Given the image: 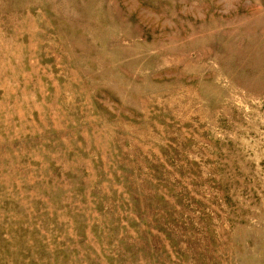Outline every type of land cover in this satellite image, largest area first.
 <instances>
[{
  "label": "rangeland",
  "instance_id": "obj_1",
  "mask_svg": "<svg viewBox=\"0 0 264 264\" xmlns=\"http://www.w3.org/2000/svg\"><path fill=\"white\" fill-rule=\"evenodd\" d=\"M0 264H264V0H0Z\"/></svg>",
  "mask_w": 264,
  "mask_h": 264
}]
</instances>
